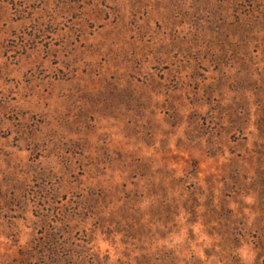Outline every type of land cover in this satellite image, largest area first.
<instances>
[{
	"label": "rangeland",
	"instance_id": "rangeland-1",
	"mask_svg": "<svg viewBox=\"0 0 264 264\" xmlns=\"http://www.w3.org/2000/svg\"><path fill=\"white\" fill-rule=\"evenodd\" d=\"M0 264H264V0H0Z\"/></svg>",
	"mask_w": 264,
	"mask_h": 264
}]
</instances>
